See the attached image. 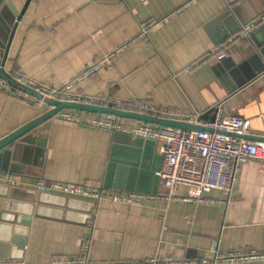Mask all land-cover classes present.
<instances>
[{
	"label": "crops",
	"instance_id": "crops-1",
	"mask_svg": "<svg viewBox=\"0 0 264 264\" xmlns=\"http://www.w3.org/2000/svg\"><path fill=\"white\" fill-rule=\"evenodd\" d=\"M26 1L0 0V45L8 42L9 21L17 23L0 82L19 75L51 89L72 84L70 93L86 101L130 103L117 105L125 111L146 103L183 122L211 121L221 105L249 122L246 139L264 143V0H32L22 14ZM251 23L255 28L243 37ZM219 47L222 60L212 55ZM50 109L8 83L0 88V140ZM63 113L86 114L64 110L1 151L0 174L12 181L0 184L38 192L39 183L59 181L127 193L116 187L123 168L135 167L110 161L114 133L66 121ZM155 155L162 156L157 144ZM164 193L159 180L154 198L140 205L83 199L96 202L85 224L67 220L82 212L53 210L61 219L33 216L28 228L5 236L26 240L16 252L26 264L79 258L84 238L88 264L156 256L201 263L214 257L213 242L224 253H264V169L257 161L241 167L229 194L213 190L205 203L168 201ZM187 195L182 187L179 196Z\"/></svg>",
	"mask_w": 264,
	"mask_h": 264
},
{
	"label": "built area",
	"instance_id": "built-area-1",
	"mask_svg": "<svg viewBox=\"0 0 264 264\" xmlns=\"http://www.w3.org/2000/svg\"><path fill=\"white\" fill-rule=\"evenodd\" d=\"M254 28V23L245 26L241 33L242 36L249 38V34ZM221 50L222 47L216 48L212 52V55L216 56L219 60L224 59L225 54H219ZM96 70L97 67H93L83 74L79 80L86 79ZM2 81L4 82H0V88L7 89L8 83L5 80ZM16 81L19 84L33 88L36 92L42 94L43 97L60 101L94 104V101H86L84 97L70 93L72 84H68L65 88L57 90L38 85L32 79L24 76L18 75ZM25 94L27 95V93ZM110 104L118 106L130 105L127 102L117 101ZM142 109L146 112L160 114L155 107L149 106L146 103L142 104ZM85 115L63 113L62 118L73 123H86L91 126L107 129L113 133H124L135 138L156 141L159 153L163 157V165L158 172V176L165 189V193L161 197L168 201L179 199L186 202L205 203L207 201L205 195L211 193L213 190H220L229 194L234 184L238 182L241 167L244 164L250 161H257L260 163L262 169H264V143L247 140L245 137L248 133L249 122L241 117L225 114L221 105L216 107L211 121L202 122L199 119L186 121V123L191 125H198L208 129L206 131H191L146 123H128L126 120L114 116L92 118L87 114ZM0 181L6 182L12 181V179L9 175L0 174ZM182 187L188 189V195L183 198L179 196V190ZM37 191L95 201L111 199L127 205H140L146 199L154 198L152 195L136 193H118L112 195L103 189L59 181L41 182L37 185ZM89 247L90 239L84 238L81 243L82 255L79 258L56 259L48 264H88L87 253ZM212 251L214 257L201 263L175 259L170 256H156L131 264H244L264 261V253L260 254L255 251L220 252L216 242H213ZM0 264L26 263L18 260H0Z\"/></svg>",
	"mask_w": 264,
	"mask_h": 264
},
{
	"label": "water",
	"instance_id": "water-1",
	"mask_svg": "<svg viewBox=\"0 0 264 264\" xmlns=\"http://www.w3.org/2000/svg\"><path fill=\"white\" fill-rule=\"evenodd\" d=\"M31 1L32 0L26 1L22 14H24L27 10ZM237 9L238 8H234V11L239 17ZM14 17H16L15 19L18 18V20H20L17 12H14ZM9 25L12 27V31L9 32L10 35L8 42L6 46H3L2 44L0 45V69H2V71H0V76L4 72L3 70L7 62V54L13 40L17 23L15 20L13 24L12 21H9ZM7 30L9 31L10 27H7ZM6 80L8 81H6L7 83L15 85L25 93L43 101V103L51 109L34 121L1 139L0 152L14 142L23 140L24 137L30 135L43 123L53 119L64 110L80 111L86 114L99 116H114L122 120L136 123H146L191 131L208 130L202 126L191 125L183 121L161 118L151 114L125 111L120 108H113L109 106L60 101L49 97H43L42 94L36 92L33 88L19 84L16 80L10 78H6ZM156 144V141L135 138L124 133L117 132L113 134V146L110 161L113 163L117 160L122 162L124 161L125 163L135 167L134 169H128L127 167L123 168L127 172L124 173L121 184H118L116 187L118 190L127 193L136 192L146 194L145 192H149V195L151 193H155V189L157 188L160 180L158 172L161 170L163 163L162 156L156 158ZM119 155L121 157H119ZM127 157V160L124 159ZM153 161H158V164L152 168ZM110 167L113 168L114 165L112 164ZM139 167H141V170L136 169ZM95 206L96 202L91 200L61 196L51 192H32L6 184H0V260L23 259V256L17 254L16 252H18L19 249L23 250L26 245V240L24 238L19 239L17 237L8 238L5 235L13 236L20 226L22 229L28 228L33 216L48 218L54 217L61 219V213L53 210H60L62 213L66 211L65 209H69L71 211L77 210L82 213L71 214L70 216H67V220L79 224H85V222L87 223V221L92 220V214H89V212ZM24 230L27 231V229Z\"/></svg>",
	"mask_w": 264,
	"mask_h": 264
},
{
	"label": "trees",
	"instance_id": "trees-1",
	"mask_svg": "<svg viewBox=\"0 0 264 264\" xmlns=\"http://www.w3.org/2000/svg\"><path fill=\"white\" fill-rule=\"evenodd\" d=\"M94 105H102V106H109V107H113V108H118L117 105H111V104H107V103H103V102H96L94 103ZM128 110H131V111H135V112H145V113H149V114H152V115H157L158 117H161L163 118V116L161 114H154V113H151V112H146L144 111L143 109L142 110H137V109H130V108H127ZM89 117H92V118H95V117H98L99 115H92V114H89L88 115ZM165 117V116H164ZM166 118V117H165ZM128 123H133L132 121H126ZM136 123V122H135Z\"/></svg>",
	"mask_w": 264,
	"mask_h": 264
}]
</instances>
